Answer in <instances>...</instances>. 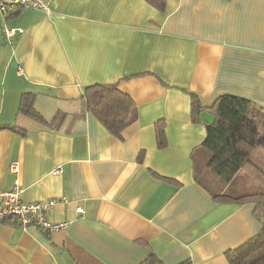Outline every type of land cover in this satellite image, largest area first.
Here are the masks:
<instances>
[{"label":"crops","instance_id":"0c3cea01","mask_svg":"<svg viewBox=\"0 0 264 264\" xmlns=\"http://www.w3.org/2000/svg\"><path fill=\"white\" fill-rule=\"evenodd\" d=\"M49 5L0 15V191L17 178L22 202L57 198L48 218L68 226L0 222V264H229L225 252L264 218L253 202L217 199L253 186L233 187L242 171L224 184L209 170L191 93L205 108L230 94L264 110V0ZM100 83L135 104L120 137L85 110V88ZM23 93L45 124L17 116Z\"/></svg>","mask_w":264,"mask_h":264},{"label":"trees","instance_id":"16d2710c","mask_svg":"<svg viewBox=\"0 0 264 264\" xmlns=\"http://www.w3.org/2000/svg\"><path fill=\"white\" fill-rule=\"evenodd\" d=\"M145 1L153 8L163 10L168 0ZM19 9L9 10L7 16H12ZM83 101L85 110L91 112L116 137H120L123 129L136 118L133 100L115 83L87 86ZM203 111L215 117L213 124L201 120ZM191 115L194 121L205 124L206 136L202 147L210 155L207 163L209 170L224 184L231 182L242 171L262 188L237 196L222 194L217 199L223 202H253L257 215L264 218V110L249 99L230 94L220 95L211 107L205 108L199 97L191 93ZM17 116H27L45 124L34 109L29 93L21 95ZM156 138L158 147H163L165 138L161 122L156 125ZM3 223L17 225L10 220ZM225 257L229 264H264V226L258 234L228 249ZM153 262L154 258H151L142 264Z\"/></svg>","mask_w":264,"mask_h":264},{"label":"built area","instance_id":"2783aa9c","mask_svg":"<svg viewBox=\"0 0 264 264\" xmlns=\"http://www.w3.org/2000/svg\"><path fill=\"white\" fill-rule=\"evenodd\" d=\"M17 8L34 9L47 15L51 13L49 0H0V15L7 16L9 10ZM21 31L19 28H7L4 30V35L10 38ZM11 169L17 173V164L12 165ZM58 171L59 169H55L53 173ZM22 192L23 188L17 178L9 190L0 191V222L10 220L23 229L36 226L48 233L67 228V221L53 222L48 218V212L58 202L57 198L25 203L20 200ZM64 200L61 198V201ZM76 211L80 212L81 208L76 207Z\"/></svg>","mask_w":264,"mask_h":264},{"label":"rangeland","instance_id":"374dc122","mask_svg":"<svg viewBox=\"0 0 264 264\" xmlns=\"http://www.w3.org/2000/svg\"><path fill=\"white\" fill-rule=\"evenodd\" d=\"M243 173V172H242ZM243 176L246 175V174H242ZM242 176H239L235 182L233 183V187L235 189H241L243 187H246L247 185H249V183H251V185L253 186V188H250L248 187V189H246L245 191H243L244 193L243 194H246V193H250V192H253V191H259V190H262V188L256 184L251 178H249L247 175L245 177H247L246 179L248 180H245L244 177ZM238 194H241L240 192Z\"/></svg>","mask_w":264,"mask_h":264},{"label":"water","instance_id":"95a60500","mask_svg":"<svg viewBox=\"0 0 264 264\" xmlns=\"http://www.w3.org/2000/svg\"><path fill=\"white\" fill-rule=\"evenodd\" d=\"M200 118L203 122H206L207 124H213L215 120V117L207 111L201 112Z\"/></svg>","mask_w":264,"mask_h":264}]
</instances>
